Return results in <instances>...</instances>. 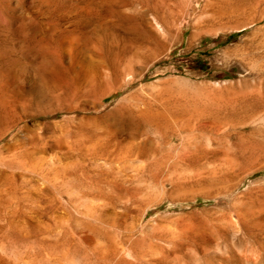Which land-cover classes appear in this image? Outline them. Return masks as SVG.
I'll use <instances>...</instances> for the list:
<instances>
[{"label":"rangeland","instance_id":"obj_1","mask_svg":"<svg viewBox=\"0 0 264 264\" xmlns=\"http://www.w3.org/2000/svg\"><path fill=\"white\" fill-rule=\"evenodd\" d=\"M0 54V264H264V0H0Z\"/></svg>","mask_w":264,"mask_h":264},{"label":"bare ground","instance_id":"obj_2","mask_svg":"<svg viewBox=\"0 0 264 264\" xmlns=\"http://www.w3.org/2000/svg\"><path fill=\"white\" fill-rule=\"evenodd\" d=\"M91 1V0H90ZM100 8V7H99ZM24 9V8H23ZM81 12H83V11H81ZM1 55V54H0ZM56 80V82H59V81H64V80H62V79H60V78H55ZM65 82V81H64ZM63 82V83H64ZM59 83H62V82H59ZM103 85V84H102ZM94 90V89H93ZM101 93V92H100ZM21 120H22V118L20 117V119L18 118V119H16V121H14L12 124H9L6 128H5V130L0 134V139H2V138H4V137H6V136H8V135H10L11 133V136H12V138H15L16 137V135H17V131H16V128H17V125L21 122ZM196 127V126H195ZM174 128V127H173ZM176 128L178 129V127H177V125H176ZM18 129V128H17ZM176 129V131H178ZM124 130V129H123ZM175 131V130H174ZM192 132V131H191ZM226 133H229V132H227L226 131ZM183 134V133H182ZM180 132H178V134H176L175 133V135L177 136V138L179 137L180 138V140H181V142L182 143H185L186 144V142L188 141L189 142V144H191V142H192V137L190 136V131H189V134H187V135H182ZM225 134V133H224ZM199 136V135H198ZM226 136H228V135H226ZM226 136H224V137H226ZM198 139V138H197ZM221 139V138H220ZM120 140V139H119ZM202 141V140H201ZM162 142L163 143H169L170 142V140H169V136H168V133H165L164 135H163V137H162ZM187 142V143H188ZM196 142H198V141H196ZM179 143H180V141H179ZM200 143V142H199ZM178 144V143H177ZM181 145V144H180ZM195 145V144H194ZM200 145H201V143H200ZM205 145V144H204ZM129 146H131V148L129 147ZM182 146V145H181ZM183 146H184V144H183ZM197 146V145H196ZM204 147V146H203ZM140 148H141V144H137V143H133V144H131V145H128V150L129 151H127V150H125L124 151V149L120 152V154L119 155H115L114 157H108V161H111V162H113L114 160H116V159H121V158H130V156H134V155H136V154H138V152L140 151ZM125 152H126V154H125ZM129 153V154H128ZM128 155H129V157H128ZM132 158V157H131ZM2 190H4L3 192L7 195V204H4V205H12V204H10L11 202H10V200H11V198H10V195H11V192H10V190H9V188L8 187H5L4 189H2ZM2 197H5V195H3ZM3 199V198H2ZM2 204V203H1ZM10 207V206H9Z\"/></svg>","mask_w":264,"mask_h":264}]
</instances>
